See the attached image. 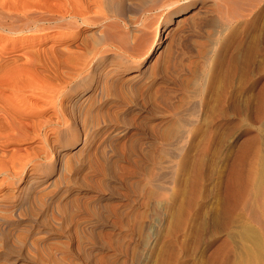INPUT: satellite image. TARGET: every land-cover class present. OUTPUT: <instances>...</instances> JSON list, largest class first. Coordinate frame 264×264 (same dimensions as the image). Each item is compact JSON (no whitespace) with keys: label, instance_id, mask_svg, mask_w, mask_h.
Listing matches in <instances>:
<instances>
[{"label":"rangeland","instance_id":"1","mask_svg":"<svg viewBox=\"0 0 264 264\" xmlns=\"http://www.w3.org/2000/svg\"><path fill=\"white\" fill-rule=\"evenodd\" d=\"M18 1L3 0L9 13L4 12L5 8L0 12L21 16L27 13L20 10L23 4L36 9L43 0L38 5V0H33L37 7L33 2L35 6L31 5L32 0L23 1L27 4L20 1L22 5ZM171 1L167 2L171 7L159 6L146 14L140 13L141 16L131 13L132 16L125 17L131 39H140V46L137 41L136 44L142 49L134 43L128 54L111 57L110 63L97 60L96 75L110 84V92L107 89L103 99L85 95L86 103L81 99L78 111L70 110L65 95L59 96L66 121L63 116L56 128L54 109L46 102L40 103L42 108L47 107L45 112L27 116L26 122L32 126L24 128L18 124L23 126L21 129L14 122L7 125V119L5 125L10 126L0 132V150H3L0 151L3 153L0 155V233L9 236L0 235L3 239L0 264H223L224 260L229 262L226 264H239L242 259L246 264L249 260L258 264L257 258H262L260 262L264 260V252L259 251L264 248L263 235L248 219L254 210L264 222V1L263 6L260 4L249 15L233 22L225 21L222 8L216 6L217 0ZM213 6L221 10L223 18L220 13L216 16L218 11ZM174 7H187L193 15L189 16L191 20L187 18L190 22L187 20L185 26L179 21L180 16L174 17L169 27L182 26L178 27L179 34H167V28V38L162 39L165 32L160 34L162 47L157 50L155 35ZM14 8L18 13H11ZM27 10L29 14L33 9ZM136 18L143 22H135ZM135 27L144 29L138 32L134 31ZM95 29L96 26L80 27L77 43L83 41L81 51L73 45L66 48L81 53L84 50L85 55H90L88 50L97 47L90 39L98 42L92 32ZM38 32L0 30V35L6 37L0 40V57H3L0 63L7 66L9 60L13 63L17 57L18 61L14 62L25 61L30 67L36 57L42 62L38 60V65L34 62L37 68L31 69L37 75L48 71L46 78L38 77L42 81L53 79L57 82L48 81L56 85V74L66 77L74 74V70L68 71L66 65L62 68L59 63L56 70L53 61V67L52 62L47 63L49 59L43 62L42 59L47 60L46 55L40 58L45 47L50 49L47 52L53 48V55L65 53L66 48H61L63 40L55 42L60 39L58 31L52 32L50 38L44 37L46 31ZM141 35L148 41L142 42ZM84 40L90 41V45ZM86 45L93 48L87 49ZM150 48L153 52L145 57ZM33 49L41 50L42 54L38 52L37 57L36 51L31 52ZM134 49L142 50V56L134 58L131 55ZM165 55L172 60L165 59ZM131 59L140 62L136 65ZM60 68L67 70L60 72ZM133 74H138V78L133 86L125 87L130 92L128 96L122 81ZM37 120L45 121L41 130L34 127ZM182 130L185 131L182 141L176 142L175 137ZM110 136L111 140L107 141ZM74 142L77 146L70 149ZM63 148L70 149L66 155ZM60 164L64 165L61 171ZM31 178L37 182L29 186L30 198H25L22 207L15 206ZM255 202L258 208L253 205Z\"/></svg>","mask_w":264,"mask_h":264},{"label":"bare ground","instance_id":"2","mask_svg":"<svg viewBox=\"0 0 264 264\" xmlns=\"http://www.w3.org/2000/svg\"><path fill=\"white\" fill-rule=\"evenodd\" d=\"M2 1V4L0 5V11H1V9H4L5 8V6H4V3H3V0H0V2ZM6 1V0H5ZM8 1V0H7ZM14 1V0H13ZM20 1H25V0H19L18 2H20ZM27 1V0H26ZM25 1V2H26ZM29 1V2H28ZM27 2L28 3H30V0H28ZM35 1H37V0H35ZM35 1H31V5L32 6H35L36 4V2ZM169 1H171V0H43V1H40V3L41 2H43V4L41 3V5H43V6H40V3H39V5H38V2H39V0L37 1V5H38V7H37V5L35 6V7H37L36 9H34L32 6V8H30V6L29 7H27L26 5H24L23 3H25V2H20V4L22 5V7H24V9L21 7L20 8V10L22 11L23 10V12H27L28 13V11L29 10H27L28 8L29 9H33L29 14H27L26 12V14H24V15H21V16H18V14H14V16L13 15H5V14H3L4 12L5 13H7L6 12V10L9 8H5L3 11L4 12H0V14L2 13V15H0V30H2V31H6V32H11V33H13V32H19V33H21V32H25V31H30V33H31V31L32 32H36V33H39L38 31H41V32H43V31H46L45 33V38H47V37H49V36H51L52 35V32L54 33V31H58L59 32V34H60V36H59V40H57L56 39V43H57V41H62L63 40V45H64V47H61V45L59 46V49H60V47L61 48H66V47H68V46H74V47H76L77 49H79V48H82V47H80V46H82V43H81V45H80V42H83L82 40H81V38H79L81 41L79 42V43H77V40H78V37H79V35H80V33H79V30H80V27H88V26H96V29H95V31H93L92 30V32H95V33H93L92 35L93 36H97V38L96 37H94V38H96L97 40H98V44L97 43H95V40H92V38L90 39L91 41H93V46L95 45H97V47H96V49H94V51H89L88 50V52H90L89 54L90 55H85L84 53H86L87 51H84L83 49V52L84 53H81V52H79V50L81 51V49H79V50H77V49H75V48H73V49H71L70 51H69V49L68 48H70V47H68V48H66V50H65V53H68V51H69V53L72 51V53H68V54H65V53H62L61 52V54H58L59 52H58V50H57V54L55 53V55H53L54 54V49L52 48V52L50 51V52H47V51H49L50 49H46V47H45V49H43V55H42V57H40V58H44V55H46V59L47 60H45V58L44 59H42L43 60V62H46V61H48V59H49V61L50 62H47V63H49V64H51V62L53 61L54 62V64L56 65V64H58L59 63V65L61 66L62 65V68H64V65H66V67H68L67 69H69V68H73V70H74V74H73V72H72V75H71V73H70V76H66V73L68 72V71H72L71 69H69L66 73H65V76L66 77H64V75L61 73V74H56V73H59L58 71L57 72H55L54 70L52 71L53 73L55 72V76L57 77V75H58V83L56 84V85H52L53 84V82H52V84H51V82L50 81H48L50 78L49 77H47V78H49L47 81L45 80V78H46V74L45 73H48L49 74V72L47 71V72H44L43 73V71L41 72L42 74L41 75H44V80L43 81H46V84H45V82H44V85H43V81H42V78L40 79L39 77H42L41 75H37L36 74V72L34 73V71L31 69V68H37V67H35L36 65H38L37 64V62H39V61H41V60H37L36 59V57H35V55H33L34 54V52L33 51H36V49L34 50H32L31 52L33 53L32 55L35 57V60H34V62H36L35 64L36 65H34V62H32V64L34 65V67H31L32 66V64H31V66L29 67V65H26V63H25V61L23 62V64H22V61L21 62H18V63H16L18 60H15V58L17 59V57H14V61H16V62H14L13 61V63H11L12 62V60H9V62H10V64L9 63H7V64H9V65H7L6 66V63H4V65L3 64H1L0 63V132H1V130H3L4 128L5 129H7L6 128V126L8 125V123H15V125H16V123H17V125L18 124H21V125H23L24 126V128L25 127H29L28 125L30 124V122L29 121H27L26 122V118H27V116H29V115H31V114H34V115H40L42 112H45L46 111V108H42V106L40 105V103H42V102H46V105H51L52 107H53V109H54V113H55V116H56V121H55V128H56V126L58 125L59 126V124L61 123V121H63V109L61 108V106H62V104L61 105H59L60 103H61V101L58 103V97L59 96H61L62 97V95H65V97L68 99L66 102L68 103V107L70 108V110H78L79 109V105H81L80 103H81V99H82V102H83V100L85 99L84 98V96L85 95H87V97L88 96H93V98H94V96L95 97H99V98H101V97H103L104 98V95H106V90L108 89V85H110L109 83H107V82H104L102 79H101V76H99V75H96V73H95V70H97L96 69V66H94L95 65V63L97 62V60H98V63H104V62H109L110 61V59L109 58H111V57H116V56H121V54H123V56L125 55V53H129L130 52V49L133 47V45H134V43L136 44L137 42H138V45H139V41H140V39H139V41H137L138 39L137 38H135V39H137V40H135V39H131V36H130V34H129V30H128V26H127V23H126V21H125V17L128 15V16H130V14L131 13H138V14H136V15H138L139 16V14L140 13H142V14H146V12H148V11H151L152 9H155L156 7H159V6H169V7H171V3H167V2H169ZM172 1H177V0H172ZM171 1V2H172ZM196 1V0H195ZM203 1V0H202ZM214 1V0H213ZM212 1V3H213V5H215L216 3H214ZM218 1V4H216V6L217 5H219V9H221L222 8V10H223V14H225L224 16H226L225 18H226V20H225V18H224V20L225 21H234L235 19L237 20L238 18H240V17H245L246 15H249L253 10H255V7H258L260 4H261V6H263L262 5V2L264 1V0H217ZM216 1V2H217ZM15 2H17V0H15ZM14 2V3H15ZM35 4V5H33V3ZM6 3V2H5ZM7 4V3H6ZM16 4V3H15ZM25 4H27V3H25ZM195 4V2H193L191 5H194ZM200 4V3H199ZM264 4V3H263ZM3 5V6H2ZM18 6V5H17ZM25 6H26V9H25ZM173 7V6H172ZM214 7V6H213ZM92 8L93 9H95L94 11L92 10ZM160 8V7H159ZM158 8V9H159ZM218 8H216V7H214V8H212L213 10H217ZM13 9V8H12ZM17 9H19V7H17ZM104 9L107 11L106 13L104 12ZM157 9V8H156ZM261 9V8H260ZM9 10V9H8ZM16 10V8H14V10H10L11 11V13L14 11L15 13L17 12V11H15ZM25 10V11H24ZM35 10V11H34ZM258 10V9H257ZM263 10V9H262ZM19 11V10H18ZM20 11V12H21ZM154 11V10H153ZM194 11V10H193ZM197 11V10H196ZM218 11V13L216 14V16L217 15H219V13L220 14H222L221 13V10H220V12H219V10H217ZM23 12H21V13H23ZM189 12H191V9H188L187 7H185V8H172L171 10H170V12H169V15L166 17V19L162 22V24H161V28H160V30H159V32H157L156 33V35H155V38L154 39H156V40H158V42H157V50L158 49H160L161 47H162V39H166L167 38V35H166V31H167V28L169 29L168 31H167V34H169V33H173V32H177L178 30H179V28H181L183 25L185 26L186 24L185 23H187L186 21L188 20L187 18L193 13V12H191V13H189ZM9 13V12H8ZM18 13V12H17ZM189 13V14H188ZM216 13V12H215ZM13 14V13H12ZM142 14H140V16L142 15ZM150 14H152L153 15V13H150ZM195 14V13H194ZM223 14L221 15L222 16V18H223ZM193 15V14H192ZM131 16H132V14H131ZM145 16V15H144ZM147 16V15H146ZM149 17H150V15H148ZM147 16V17H148ZM178 16V18H179V16H180V20L179 21H181V24H182V26L181 27H179V25H175L174 27L172 26V27H169L171 24H172V21H174V17H177ZM133 17H135V16H133ZM191 17V16H190ZM190 17H189V19H190ZM248 17V16H247ZM127 18V17H126ZM131 17H129V19H130ZM141 18V17H140ZM139 18V19H140ZM142 18H146V17H142ZM218 18V17H217ZM221 18V17H220ZM133 18H131V20H132ZM139 19H135V22H136V20H139ZM148 19V18H147ZM151 19V18H150ZM246 19V18H245ZM191 20V19H190ZM221 21H222V19H220ZM140 21V20H139ZM138 21V22H139ZM141 21L143 22V20L141 19ZM141 21H140V23H141ZM148 21V20H147ZM147 21H146V19H145V22L147 23ZM189 21V20H188ZM232 21V22H233ZM130 22H134L133 20L132 21H130ZM129 22V23H130ZM144 22V23H145ZM152 22L154 23V21L152 20L151 21V24H152ZM190 22V21H189ZM223 22V21H222ZM131 23V24H132ZM148 23H150L149 21H148ZM147 23V24H148ZM175 23V22H174ZM178 23H180V22H178ZM177 23V24H178ZM224 23H226V22H224ZM143 24V23H142ZM150 24V25H151ZM180 24V25H181ZM135 25V24H134ZM141 25V24H140ZM146 24H143V26L142 27H145V29L147 28L146 26H145ZM189 25V24H188ZM141 26H139L140 28H141ZM148 26V28H149V25H147ZM152 26V25H151ZM150 26V27H151ZM132 27V26H131ZM179 27V28H178ZM188 27H190V26H188ZM90 28V27H89ZM92 28V27H91ZM142 29H144V28H142ZM141 29V30H142ZM132 30V29H131ZM137 29H136V27H135V30L134 31H136ZM139 30V29H138ZM137 30V31H138ZM141 30H139V31H141ZM148 30V29H147ZM157 30V29H156ZM180 30H182V29H180ZM85 31V30H84ZM138 31V32H139ZM149 31V30H148ZM185 31V30H184ZM138 32H134V33H138ZM142 32H144L145 34H146V32L145 31H142ZM163 32H165V35H166V37H164V38H162V39H160V34L161 33H163ZM180 32H182V31H180ZM51 33V34H50ZM89 33H91V31L89 32ZM132 33H133V31H132ZM143 33V34H144ZM148 33V32H147ZM178 33V32H177ZM50 34V35H49ZM140 34H142L141 32H140ZM145 34H144V37H145ZM179 34V33H178ZM177 34V35H178ZM39 35V34H38ZM44 35V34H43ZM58 35V34H57ZM86 35V34H85ZM132 35V34H131ZM137 36L139 35V34H136ZM135 35V36H136ZM55 36V35H54ZM83 37H84V35H82ZM136 36V37H137ZM170 36H172L171 34H170ZM175 36H176V34H175ZM53 37V36H52ZM57 37V36H56ZM86 37V36H85ZM88 37V36H87ZM141 37H142V35H141ZM141 37H138V38H141ZM173 38H174V36H172ZM45 38H43V39H45ZM50 38V37H49ZM133 38V37H132ZM4 39H6V37H4V36H1L0 35V40H4ZM52 39V38H51ZM86 39H88V38H86ZM144 38L142 37V42H144V40L145 39H147V38H145L144 40H143ZM172 39V38H171ZM171 39H169V41L171 40ZM40 40V39H39ZM89 40V39H88ZM149 40H151V39H149ZM175 40V39H174ZM7 41V40H6ZM52 41V40H51ZM65 41V42H64ZM85 41V40H84ZM137 41V42H136ZM147 41H148V39H147ZM11 42H12V45H14L15 44V42L13 41V40H11ZM40 42V41H39ZM86 42V41H85ZM88 42H90V41H87L86 43H88ZM151 42V41H150ZM66 43V44H65ZM86 43H84V44H86ZM95 43V44H94ZM145 43V42H144ZM171 43V42H170ZM6 44V43H5ZM89 44V43H88ZM149 43H147V45H148ZM4 45V44H3ZM53 45V44H52ZM55 45V44H54ZM90 45V44H89ZM88 45V46H89ZM92 45L91 46H89L88 48H93L92 47ZM137 44H136V46H138ZM144 45H146V44H144ZM168 45H171V44H168ZM85 46V45H84ZM83 46V47H84ZM135 46V45H134ZM140 46V45H139ZM139 46H138V48H139ZM172 46L174 47V45L172 44ZM1 47V46H0ZM3 47V46H2ZM47 47H49V46H47ZM53 47V46H52ZM56 47H57V44L55 45V49H56ZM144 47V46H143ZM147 47V46H146ZM37 48V47H36ZM41 48V47H40ZM50 48H51V45H50ZM86 48H87V45H86ZM86 48H85V50H86ZM87 48V49H88ZM134 48V47H133ZM154 48V47H153ZM153 48H150V49H148V51H147V53L145 54V57H147V56H150L151 55V53L153 52ZM168 48V47H167ZM2 49V48H1ZM58 49V48H57ZM76 50V52H74L75 50ZM139 49H142V47L141 48H139ZM144 49V48H143ZM171 49V48H170ZM170 49H168V51H171ZM62 50V49H61ZM60 50V51H61ZM135 51V53L136 54H133V53H131V55H134V58H138V57H140V56H142V54H143V52H142V50H136V49H134ZM145 51H146V49H144ZM156 50V51H157ZM24 51V50H23ZM26 51V50H25ZM133 51V50H132ZM142 52L141 54L140 53H138L137 54V52ZM38 52H39V49H38ZM37 51H36V53L38 54L37 55V57L39 56V53H41L42 54V52H41V50H40V52L38 53ZM56 52V51H55ZM75 54H74V53ZM35 53V54H36ZM51 53H53V54H51ZM168 53V52H167ZM172 53V52H171ZM170 53V56L172 55ZM16 54V53H15ZM22 54H24V53H22ZM40 54V55H41ZM74 56H73V55ZM118 54H120V55H118ZM130 55V54H129ZM130 55V56H131ZM135 55H137V56H135ZM174 55V54H173ZM8 56V55H7ZM32 56V57H33ZM54 56V58H52ZM107 56H109V57H107ZM122 56V57H123ZM166 56V55H165ZM165 56L163 57V58H165ZM23 57V56H22ZM118 57V58H119ZM121 57V58H122ZM126 57H127V55H126ZM126 57H124L123 59H124V61H125V58ZM10 58V57H9ZM117 58V59H118ZM128 58V57H127ZM126 58V59H127ZM132 58V57H131ZM133 58V59H134ZM169 57L168 56H166V58L165 59H168ZM173 58V57H172ZM1 59L3 60V57L1 58L0 57V61H1ZM27 60L29 59V58H26ZM25 59V60H26ZM116 59V60H117ZM120 59V58H119ZM118 59V60H119ZM133 59H131L132 61H133ZM146 59H148V58H146ZM22 60H24V59H22ZM45 60V61H44ZM127 60H129V58L127 59ZM157 60L158 59H156V62H157ZM169 61L170 60H172V59H168ZM7 61V60H6ZM30 61V60H29ZM114 61V60H113ZM121 61V60H120ZM167 61V60H166ZM2 62V61H1ZM42 62V61H41ZM40 62V63H41ZM53 62H52V67H53ZM115 62V61H114ZM118 62V61H117ZM123 61H121V63H122ZM128 62V61H127ZM129 62L131 63V61L129 60ZM133 62H135L136 63V65L137 64H139V62L140 61H138V59H137V61H133ZM163 62H164V60H163ZM168 62V61H167ZM21 63V64H20ZM25 63V64H24ZM110 63V62H109ZM111 63H112V59H111ZM120 63V62H119ZM145 63V62H144ZM149 63V62H148ZM44 64V63H43ZM123 64H126V61H125V63L123 62ZM142 64V63H141ZM156 64V63H155ZM41 65V64H40ZM45 65V64H44ZM46 65H48V64H46ZM68 65V66H67ZM71 65V67H69ZM97 65H99V64H97ZM143 65V64H142ZM154 65V64H153ZM57 66V69L56 70H58V65H56ZM104 66V65H103ZM107 66V65H106ZM47 67V66H46ZM52 67L50 68V69H52ZM113 67V66H112ZM119 67V66H118ZM145 67H147V66H145ZM42 68V67H41ZM49 68V67H48ZM62 68H60L59 69V71L61 72V69ZM110 68V67H109ZM149 68V67H148ZM34 69V70H35ZM44 69V68H43ZM42 69V70H43ZM47 69V68H46ZM49 69V70H50ZM66 69V70H67ZM144 69V68H143ZM45 70V69H44ZM63 71L65 70V69H62ZM65 70V71H66ZM102 70V69H101ZM100 70V71H101ZM104 70V69H103ZM107 70V69H106ZM108 70H110V69H108ZM141 70V69H140ZM39 70L37 69V72H38ZM50 71V72H51ZM98 71V70H97ZM96 71V72H97ZM99 71V72H100ZM113 72H116L115 71V69H114V71ZM145 72V71H144ZM39 73V72H38ZM112 73V72H111ZM117 73V72H116ZM115 73V74H116ZM47 74V75H48ZM51 74V73H50ZM68 74V73H67ZM98 74V73H97ZM100 74V73H99ZM109 74V73H108ZM59 75H61L60 77H59ZM69 75V74H68ZM107 75V74H106ZM39 76V77H38ZM49 76V75H48ZM105 76V75H104ZM109 76V75H108ZM107 76V77H108ZM139 76H140V74H139ZM62 77V78H61ZM110 78V77H109ZM117 78V77H116ZM115 78V79H116ZM119 78V77H118ZM137 78H138V74H133V75H131V76H127L126 78L124 77V80L122 81V87H130L135 81H137ZM150 78V77H149ZM105 79V78H104ZM108 79V78H107ZM50 80H52V81H54L53 79H50ZM118 80V79H117ZM122 80V79H121ZM120 80V81H121ZM119 81V80H118ZM47 82H49V84H48V87H46V85H47ZM55 82V81H54ZM57 82V81H56ZM55 82V83H56ZM135 85V84H134ZM133 86V85H132ZM55 87V88H54ZM121 87V88H122ZM135 87V86H134ZM120 89V88H119ZM126 89V93H125V95L127 94H129L130 92H128L127 93V88H125ZM131 89H133V88H131ZM109 90V92H110V89H108ZM112 90V89H111ZM116 90V89H115ZM118 90V89H117ZM123 90V89H122ZM134 90V89H133ZM114 91V90H113ZM133 92V91H132ZM47 93H54L53 95L51 94V95H49V96H47L48 94ZM116 93H117V91H116ZM47 94V95H46ZM110 95V94H109ZM112 95V94H111ZM116 95H118V94H116ZM108 96V95H107ZM119 96V95H118ZM122 96V95H121ZM128 96H130V94L128 95ZM60 97V98H61ZM127 97V96H126ZM92 98V97H91ZM103 98H101V99H103ZM62 99V98H61ZM87 99H89V98H87ZM63 100V99H62ZM93 100V99H92ZM98 100V99H97ZM97 100H95V101H97ZM100 100V99H99ZM98 100V101H99ZM126 100V99H125ZM127 100H128V98H127ZM131 100V99H130ZM85 101V103H86V100H84ZM88 101H90V100H88ZM65 102V103H66ZM66 103V104H67ZM129 103H131L130 101H129ZM43 104V103H42ZM45 104V103H44ZM65 105V104H64ZM63 105V106H64ZM85 105H87V104H85ZM84 105V106H85ZM93 105V104H92ZM92 105H91V107H92ZM83 107V106H82ZM90 107V108H91ZM78 108V109H77ZM37 109H38V111H37ZM64 109H66V108H64ZM52 110V109H51ZM68 110L69 109H67V112H68ZM70 110H69V112H70ZM81 110V109H80ZM84 110H85V108H84ZM88 110H90V109H88ZM87 110V111H88ZM92 110V109H91ZM90 110V111H91ZM79 111V110H78ZM77 112V111H76ZM89 112V111H88ZM71 113V112H70ZM53 114V113H52ZM65 114V113H64ZM67 114V113H66ZM72 114V113H71ZM70 114V115H71ZM75 115V114H74ZM3 116V117H2ZM4 116H5V119H4ZM35 117V116H34ZM51 117V116H50ZM69 118H71V117H69ZM7 119H8V122H7ZM10 119V120H9ZM35 119V118H34ZM67 119V118H66ZM73 119H75V118H73ZM68 120V119H67ZM65 116H64V123H65ZM7 122V125H5V123ZM44 120H37V121H35V125L36 126H34V127H36L38 130H41V128L43 127V125H44ZM50 122V121H49ZM68 122V121H67ZM66 122V123H67ZM13 123V124H14ZM47 123V122H46ZM45 123V124H46ZM63 123V122H62ZM63 123V124H64ZM79 123V122H78ZM50 124V123H49ZM48 124V125H49ZM57 124V125H56ZM68 124V123H67ZM20 125V126H21ZM31 125V124H30ZM33 125H34V122H33ZM47 125V124H46ZM51 125V124H50ZM9 126H10V124H9ZM9 126H7V127H9ZM12 126H14V125H12ZM19 126V125H18ZM19 126V127H20ZM23 126H21V129H22V127ZM32 126V125H31ZM61 127V126H60ZM60 127H59V129H58V132L60 131ZM54 128V129H55ZM65 129H66V127H64ZM4 129V130H5ZM11 129V128H10ZM27 129V128H26ZM26 129H24V130H26ZM62 129V128H61ZM68 129V128H67ZM3 130V131H4ZM8 131V130H7ZM34 131H35V128H34ZM12 132V131H11ZM184 130H182V131H179V133L177 134V136L175 137V141L176 142H179L180 141V143H181V139L183 138V135H184ZM3 133H6V132H3ZM9 133V132H8ZM7 133V134H8ZM52 133V132H51ZM59 133H61V132H59ZM66 133V132H65ZM6 134V135H7ZM4 135V134H3ZM62 135V134H61ZM60 135V136H61ZM64 135V134H63ZM86 135V134H85ZM23 137V136H22ZM85 137V136H84ZM10 138V137H9ZM9 138H6L5 140L7 141V139L8 140H10ZM112 138H114V137H112ZM111 140V136L107 139V141H110ZM43 141V140H42ZM76 141H78V138H77V140ZM83 141V140H82ZM106 141V140H105ZM85 142V141H84ZM112 142V141H111ZM110 142V143H111ZM109 143V142H108ZM175 143V142H174ZM85 144V143H84ZM107 145V144H106ZM176 145V144H175ZM77 146V144L74 142V145L70 148V149H73V148H75ZM79 146V145H78ZM178 146V145H177ZM65 147V146H64ZM69 148H67V149H62V151H63V155H66V154H64L67 150H70ZM77 149H79V148H77ZM77 149H75V150H77ZM177 149V148H176ZM2 150V149H1ZM0 150V151H1ZM3 151V150H2ZM58 152H60V151H58ZM73 152V151H72ZM68 153V152H67ZM3 154V153H2ZM1 153H0V155H2ZM18 156H19V154H18ZM52 156V155H51ZM4 157H5V155H4ZM59 157H61V156H59ZM64 157V156H63ZM104 157V156H103ZM106 157V156H105ZM62 158V157H61ZM11 159H15V158H11ZM105 159V158H104ZM9 161H10V158H9ZM12 161V160H11ZM13 161H15V160H13ZM12 161V162H13ZM15 163V162H14ZM10 164H12L11 162H10ZM56 164V163H55ZM62 164H60L59 166H58V169L61 171V169L62 168H64L63 166H61ZM55 166V165H54ZM12 167H13V165H12ZM11 168V167H10ZM14 168V167H13ZM1 169V168H0ZM19 169V168H18ZM22 169V168H21ZM12 170V169H11ZM20 170V169H19ZM166 171H167V169H165ZM4 172H7L8 173V171H4ZM162 172H164V171H162ZM167 174V173H166ZM16 175H20V174H16ZM15 175V176H16ZM158 175H161L160 173L158 174ZM36 176V175H35ZM162 176V175H161ZM18 177V176H17ZM157 177V176H156ZM162 178V177H161ZM165 178H166V176H165ZM6 180V179H5ZM30 180V182H28L29 184H28V186H27V188L24 190V191H22V189H21V193L22 194H20L21 196L19 197V199L17 200V202H15L14 204H15V206H17V207H22L23 206V204H24V202H25V198L30 194V192H29V186H30V188L32 187L31 186V184L32 183H36L37 182V180H36V182H33L34 180H35V178H31V179H29ZM156 180V179H155ZM165 181V180H164ZM156 182V181H155ZM157 183V182H156ZM161 184L162 183H164V182H160ZM38 184V183H37ZM159 184V183H158ZM43 186V185H42ZM20 189V188H19ZM33 190V189H32ZM38 190V189H37ZM39 192H40V190H39ZM10 193V192H9ZM32 194V193H31ZM33 195H36V194H34L33 193ZM30 196V195H29ZM28 196V198H30ZM263 197V196H262ZM260 198H261V196H260ZM37 200H38V198H36ZM34 200H35V198H34ZM34 200H32L33 202H34ZM40 200V199H39ZM252 200V199H251ZM250 200V201H251ZM256 200H258L259 201V199H257V196H256ZM27 201V200H26ZM41 201V203H42V199L40 200ZM39 201V202H40ZM98 201V200H97ZM255 201V200H254ZM260 201H262V200H260ZM264 201V200H263ZM33 202H31V204L33 203ZM36 202V201H35ZM39 202L37 201V203L39 204ZM27 203H28V201H27ZM41 203H40V205H41ZM257 202H255L253 205L255 206V204H256ZM259 203H261V202H259ZM43 204V203H42ZM100 204V203H99ZM3 206H4V204H2ZM249 205V206H248ZM248 205H247V207H248V209H250L251 207H250V202L248 203ZM261 206H263L262 204H260ZM6 206V205H5ZM13 206V203H12V205H11V207ZM14 206V207H15ZM252 206V205H251ZM258 206H259V204H257V206H255V207H257L258 208ZM25 207H26V205H25ZM98 207V206H97ZM247 207H246V211H248V209H247ZM250 207V208H249ZM255 207L253 208V206H252V208L253 209H255ZM264 207V206H263ZM262 207V208H263ZM10 208V207H9ZM99 208V207H98ZM256 208V209H257ZM261 208V209H262ZM2 209V208H1ZM4 209V208H3ZM13 209V208H12ZM11 208H10V210H12ZM21 209V208H20ZM97 209V208H96ZM255 209V210H256ZM25 210V209H24ZM259 210V209H258ZM23 211V210H22ZM26 211V210H25ZM250 211L251 210H249L248 212L250 213ZM19 212V211H18ZM247 212V213H248ZM260 212H263L262 210L260 211ZM5 213V212H4ZM20 213V212H19ZM18 213V214H19ZM258 212H256V214H257ZM255 213H254V210H253V212H251L250 213V215L249 214H247V215H249V218L248 219H251V221L255 224V225H257V227H256V229L257 230H259L260 232H261V234L263 235V237H262V239L264 240V222H261L260 221V219L258 218L259 216H257ZM264 214V213H263ZM39 215V214H38ZM258 215H259V213H258ZM260 215H261V213H260ZM19 216V215H18ZM5 218H6V216H4ZM31 217V216H30ZM264 217V216H263ZM1 218V217H0ZM3 218V217H2ZM5 218H3V219H5ZM2 219V221H4ZM6 219H8V218H6ZM35 219V218H34ZM9 220H10V218H9ZM31 220V219H30ZM11 221V220H10ZM35 221V220H34ZM3 223H5V222H3ZM15 224V223H14ZM10 225H11V223H10ZM10 225H8V226H10ZM5 226H6V224H5ZM252 227V226H251ZM0 228H1V226H0ZM252 229H253V227L251 228V231H252ZM1 230H3V229H1ZM250 230V229H249ZM4 232V231H3ZM259 232V233H260ZM2 233V232H1ZM0 233V235L2 236V234ZM8 233V232H7ZM5 235V234H4ZM3 235V236H4ZM7 235V234H6ZM5 235V236H6ZM2 236V238H4ZM9 236V234L7 235V237ZM11 236H12V234H11ZM14 236V235H13ZM257 237V236H256ZM260 237H261V235H260ZM1 238V239H2ZM18 238V237H17ZM252 238H253V236H252ZM0 239V240H1ZM8 239V238H7ZM19 240H20V238H18ZM3 240V239H2ZM253 240V239H252ZM260 240H261V238H260ZM5 241H6V239H5ZM4 241V242H5ZM8 241V240H7ZM10 241V240H9ZM13 241V240H12ZM21 241V240H20ZM24 241V240H23ZM2 244H3V242L2 241H0ZM15 242H17V239H16V241ZM256 242H257V240H256ZM254 243H255V239H254ZM261 243H263V242H261L260 241V244ZM24 244V243H23ZM251 244H252V242H251ZM7 245V244H6ZM15 245V244H14ZM17 245V244H16ZM255 245V244H254ZM264 245V244H263ZM3 245H0V248L2 247ZM11 246H12V244H11ZM18 246V245H17ZM255 246H257V245H255ZM263 246H261V248H262ZM12 248V247H11ZM18 248V247H17ZM3 249V248H2ZM10 249V248H9ZM36 249V248H35ZM263 250H259V251H263L264 252V248H262ZM17 250V249H16ZM245 250V249H244ZM254 250H256L255 248H254ZM3 252H5V250H2ZM6 251H8V250H6ZM257 251V250H256ZM10 252V251H9ZM12 253V252H11ZM247 253V252H246ZM255 253V252H254ZM258 253V252H257ZM262 253V252H261ZM1 254V253H0ZM24 254V253H23ZM244 254V253H243ZM242 254V256H244ZM263 254V253H262ZM261 254V255H262ZM15 255V254H14ZM251 255V254H250ZM255 255V254H254ZM256 255H258V254H256ZM3 256V255H2ZM16 256V255H15ZM17 256H18V254H17ZM21 256V255H20ZM264 256V255H263ZM262 256V257H263ZM10 257V256H9ZM245 257V256H244ZM246 257H247V255H246ZM245 257V258H246ZM258 257V256H257ZM1 258V257H0ZM17 258H19V257H17ZM24 258V257H23ZM248 258H249V255H248ZM247 258V259H248ZM4 259V258H3ZM2 259V260H3ZM6 259V258H5ZM51 259V258H50ZM238 259V258H237ZM242 259V258H241ZM256 259V258H255ZM260 259H262L261 257H259V259L257 258V261L256 262H258V260H259V262H260ZM264 259V258H263ZM12 260H14V258L12 259ZM240 260V259H239ZM238 260V261H239ZM242 260H244V259H242ZM241 260V261H242ZM246 260V259H245ZM1 261V260H0ZM8 261V260H7ZM15 261V260H14ZM46 261H48V263H49V259L47 260L46 259ZM240 261V262H241ZM247 261V260H246ZM17 262V261H16ZM42 262V261H41ZM50 262H53L52 260L50 261ZM240 262H237V263H239L240 264ZM249 262H250V260H249ZM249 262H247L248 264H251V263H249ZM259 262H258V264H259ZM261 262H263V263H261ZM261 264H264V260H261ZM4 263V262H3ZM9 263V262H8ZM54 263H56V262H54ZM226 263H229V262H227L226 260H224V262H223V264H226ZM235 263V262H234ZM242 264H246V263H244V261H242L241 262ZM51 264V263H50ZM53 264V263H52ZM69 264V263H68ZM236 264V263H235ZM257 264V263H256Z\"/></svg>","mask_w":264,"mask_h":264}]
</instances>
